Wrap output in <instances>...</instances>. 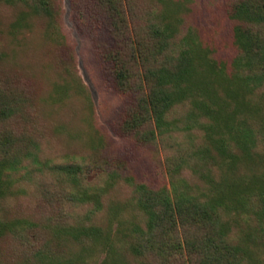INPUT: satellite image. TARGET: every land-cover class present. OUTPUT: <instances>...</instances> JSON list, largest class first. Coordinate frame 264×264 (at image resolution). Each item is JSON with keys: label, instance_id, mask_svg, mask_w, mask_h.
<instances>
[{"label": "rangeland", "instance_id": "374dc122", "mask_svg": "<svg viewBox=\"0 0 264 264\" xmlns=\"http://www.w3.org/2000/svg\"><path fill=\"white\" fill-rule=\"evenodd\" d=\"M9 1L0 0V50L6 53L0 62V86L13 89L25 101L18 114L0 120V130L33 137L41 162L81 165L83 181L80 186L66 180L62 186L53 172L37 180L21 179L19 174L28 173L27 167L0 177L5 188L0 195L1 262L148 264L131 249L133 230L143 228L146 218L127 177L152 188L169 187L167 158L184 152L188 138L180 133L143 141L120 131L118 114L125 98L102 57L114 42L96 0H25L28 6L44 7L40 12ZM171 1L170 14L182 15L184 25L198 32L215 58L230 61L236 53L234 23L227 11L231 0ZM132 5L143 11L162 8L155 0H134ZM174 112L180 117L184 111L175 108ZM36 163L29 167L37 169ZM250 166L230 172L225 182L227 172H211L210 182L186 168L182 176L192 193L207 198L220 195L226 184L238 191L232 199L241 197V205L233 201V207H224L230 213L231 240L248 239L243 241L247 251L240 264H264V215L254 214L261 203L256 194L249 196L243 189L254 176L262 182L258 177L264 172L258 162ZM112 170L119 177L109 178ZM66 188L86 200L66 201ZM11 224L18 228L16 233H10ZM88 225L100 231L86 233Z\"/></svg>", "mask_w": 264, "mask_h": 264}, {"label": "trees", "instance_id": "16d2710c", "mask_svg": "<svg viewBox=\"0 0 264 264\" xmlns=\"http://www.w3.org/2000/svg\"><path fill=\"white\" fill-rule=\"evenodd\" d=\"M133 1L96 0L114 42L102 57L125 98L118 114L119 129L143 141L181 133L189 144L184 152L177 148L180 153L167 158L169 187L152 188L127 177L146 218L143 228L133 230L136 237L131 249L148 264L150 260L151 264H240L247 251L243 241L248 239L231 240L230 213L224 211L233 201L241 205V197L232 199L238 191L226 184L227 189H219L220 195L210 198L192 193L182 169L197 171L206 180L211 172H227L223 182L244 164L251 167L258 162L264 172V0H231L228 5L236 47L228 62L213 56L198 32L184 25L182 15L170 14L167 7L169 3L173 6L172 1L155 0L162 8L144 11L134 10L138 6H133ZM9 2L35 12L45 9L37 4L28 6L25 0ZM5 57L0 50V62ZM24 101L13 89L0 86V120L18 114ZM175 108L183 109V115L174 117ZM197 130L202 133L199 137ZM38 150L34 138L24 132L0 130V177L19 174L27 167L28 173L19 174L21 179L37 180L53 172L62 186L67 185L66 180L82 186L81 165L41 162ZM32 162L40 166L29 167ZM108 176L119 177L115 170ZM258 178L263 181L252 179L243 189L249 196L256 194L261 206L254 214L262 216L264 174ZM211 182L215 183L212 178ZM4 190L0 180V195ZM76 193L66 188V201L86 200ZM9 230L16 233L18 228L11 224ZM85 231L100 228L88 225ZM249 236L247 233L245 238Z\"/></svg>", "mask_w": 264, "mask_h": 264}]
</instances>
